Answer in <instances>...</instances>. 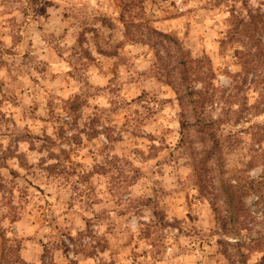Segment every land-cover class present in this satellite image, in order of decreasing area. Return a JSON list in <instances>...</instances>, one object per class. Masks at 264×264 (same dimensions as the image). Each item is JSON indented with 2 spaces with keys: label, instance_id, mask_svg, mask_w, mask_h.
Instances as JSON below:
<instances>
[{
  "label": "rangeland",
  "instance_id": "1",
  "mask_svg": "<svg viewBox=\"0 0 264 264\" xmlns=\"http://www.w3.org/2000/svg\"><path fill=\"white\" fill-rule=\"evenodd\" d=\"M154 30L214 95L184 144ZM246 263L264 264V0H0V264Z\"/></svg>",
  "mask_w": 264,
  "mask_h": 264
},
{
  "label": "trees",
  "instance_id": "2",
  "mask_svg": "<svg viewBox=\"0 0 264 264\" xmlns=\"http://www.w3.org/2000/svg\"><path fill=\"white\" fill-rule=\"evenodd\" d=\"M155 31L156 30L152 32L154 35H158L162 38L168 39V42L175 47L176 53L174 54V72H177V76H179V79L181 81V87L178 88L174 84H169L174 86L177 98L180 101V106L182 109L181 116L183 117V132L180 143L184 144V140H186V135L184 134V131L189 126L188 113H190L191 117H193V122L195 124L203 125L204 131L209 130L212 126H214L215 121H208L207 116H205L204 114L206 112V108L214 103V95L209 94L210 87L208 88V86H203V88L201 89L195 88V83H204L206 78L204 77V74L199 73L200 70L193 67L191 58H188L187 55L184 53L179 41L176 38L170 37L165 33ZM168 53L170 54V57L171 55H173L171 54V52ZM215 145L219 148L218 143H215ZM216 150L213 151V154L214 156H216L215 163L217 165V168L222 173V176L220 178V190L222 192L223 203L226 208L225 211L227 213L228 219H230V221H234L238 217L239 213H241L244 209V202L242 198L243 196H240L241 198H239L240 191L242 190L240 187V180L236 178H224L223 156L220 152V148L218 149V151ZM251 182L253 184V181ZM255 188L253 185H251L247 189V194L245 196L248 197L250 195V191H252L251 193H253ZM235 227L233 228V230H236ZM233 236L237 237L238 235L233 234Z\"/></svg>",
  "mask_w": 264,
  "mask_h": 264
}]
</instances>
